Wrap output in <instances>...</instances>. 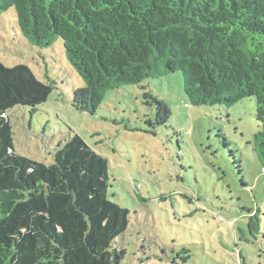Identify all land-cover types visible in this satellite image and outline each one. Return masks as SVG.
<instances>
[{"label": "trees", "instance_id": "16d2710c", "mask_svg": "<svg viewBox=\"0 0 264 264\" xmlns=\"http://www.w3.org/2000/svg\"><path fill=\"white\" fill-rule=\"evenodd\" d=\"M11 8L30 45L62 41L84 83L71 94L77 111L94 115L108 91L180 72L190 106L254 99L264 165V0H0V15ZM52 91L27 66L0 63V264H123L129 211L108 197V160L75 133L49 165L13 148L7 113L34 110ZM143 97L155 110L149 127H165L169 107Z\"/></svg>", "mask_w": 264, "mask_h": 264}, {"label": "rangeland", "instance_id": "374dc122", "mask_svg": "<svg viewBox=\"0 0 264 264\" xmlns=\"http://www.w3.org/2000/svg\"><path fill=\"white\" fill-rule=\"evenodd\" d=\"M0 63L25 65L53 86L45 104L7 113L18 154L52 164L54 147L75 133L108 160V197L129 211L123 264H264V165L253 151V98L230 108L190 106L175 72L108 91L94 115L77 111L71 94L84 83L62 41L30 45L13 8L0 15ZM145 92L169 107L165 127H149L155 110L144 105ZM251 216L257 228L250 233Z\"/></svg>", "mask_w": 264, "mask_h": 264}]
</instances>
